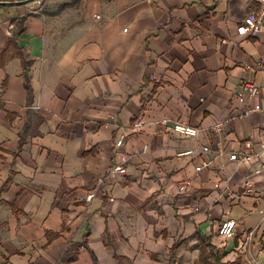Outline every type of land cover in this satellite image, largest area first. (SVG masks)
<instances>
[{"label":"crops","instance_id":"obj_1","mask_svg":"<svg viewBox=\"0 0 264 264\" xmlns=\"http://www.w3.org/2000/svg\"><path fill=\"white\" fill-rule=\"evenodd\" d=\"M263 7L0 0V264H214L210 247L264 241V154L213 152L264 137V25L237 31ZM245 80L259 94L242 101ZM177 121L202 130L181 134ZM203 145L213 151L178 155ZM121 153L128 173L98 184ZM204 159L212 165L177 194ZM251 181V194L225 193ZM227 218L238 219L230 238L219 234Z\"/></svg>","mask_w":264,"mask_h":264},{"label":"built area","instance_id":"obj_2","mask_svg":"<svg viewBox=\"0 0 264 264\" xmlns=\"http://www.w3.org/2000/svg\"><path fill=\"white\" fill-rule=\"evenodd\" d=\"M263 2L264 0H260ZM264 25V7L262 11L256 15L248 16L243 22L238 25L237 31L238 34L241 35H257ZM259 65L263 66V62H260ZM259 94V88L252 82L245 80L243 82V90L240 92L239 97L240 100L246 101L249 97H254ZM256 110L264 111V106L257 104L255 106ZM163 123H168V119L165 118L162 120ZM140 121H135L133 123L134 127L138 128L140 126ZM173 128L175 131L190 136H196L202 130L201 127L192 125L188 122L177 121L174 123ZM125 137L126 134L122 133L121 136L116 141V146L121 147L125 144ZM260 147L255 149V143L253 141H246L243 148L239 150H227L225 148H218L216 151L209 145H203L199 148H186L181 150L178 155L185 156V155H192L195 154L197 151L200 153L206 154L210 152H214L216 157H229L230 161H244V162H251L257 159H261L262 155L264 154V137L260 142ZM148 146L145 144L143 146V151H147ZM131 156L129 154L121 153L120 157L116 159L109 169L107 170L106 174L99 178L98 184H102L107 178H119L121 176H125L127 172V164L130 161ZM212 159H204L200 163L195 166L194 174L184 178L178 183L177 187V194H186L188 193L194 186V181L196 175H199L205 168H208L212 165ZM253 182H249L247 186L243 189V191L235 192L230 188L225 189V193L228 195H233L240 199L244 194H251L253 193ZM216 187L220 186V183L215 184ZM95 196V192L90 193L87 196L88 200H91L92 197ZM113 199V198H112ZM196 210H201L200 206L195 207ZM238 226V219L236 218H227L222 221L219 227V234L224 236L225 238L233 237L236 233V227Z\"/></svg>","mask_w":264,"mask_h":264},{"label":"rangeland","instance_id":"obj_3","mask_svg":"<svg viewBox=\"0 0 264 264\" xmlns=\"http://www.w3.org/2000/svg\"><path fill=\"white\" fill-rule=\"evenodd\" d=\"M212 236L224 242L214 229H212ZM255 239L249 241L247 249L244 251L229 250L230 252H228L225 250L226 247L219 249L210 247L209 257L214 264H264V241L259 239L254 241Z\"/></svg>","mask_w":264,"mask_h":264},{"label":"trees","instance_id":"obj_4","mask_svg":"<svg viewBox=\"0 0 264 264\" xmlns=\"http://www.w3.org/2000/svg\"><path fill=\"white\" fill-rule=\"evenodd\" d=\"M204 252H205V251H203V252H202V255H201V259H202V260H205V258H204ZM206 264H207V263H206Z\"/></svg>","mask_w":264,"mask_h":264}]
</instances>
